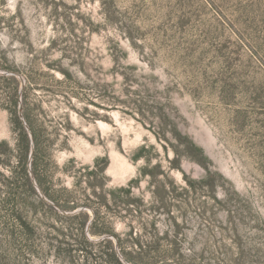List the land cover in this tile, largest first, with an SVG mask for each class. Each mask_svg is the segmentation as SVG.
<instances>
[{"label": "rangeland", "instance_id": "374dc122", "mask_svg": "<svg viewBox=\"0 0 264 264\" xmlns=\"http://www.w3.org/2000/svg\"><path fill=\"white\" fill-rule=\"evenodd\" d=\"M0 71V264H264V0H0Z\"/></svg>", "mask_w": 264, "mask_h": 264}, {"label": "trees", "instance_id": "16d2710c", "mask_svg": "<svg viewBox=\"0 0 264 264\" xmlns=\"http://www.w3.org/2000/svg\"><path fill=\"white\" fill-rule=\"evenodd\" d=\"M14 107L19 110H15L13 113H15V122L16 125L19 127V141L17 145V158L19 159L18 163L20 166V171L15 170L14 171V176L11 178L10 183L13 185L14 189L12 191H17L18 190V184L20 181L26 182L29 187H33V174L32 172L35 170V156H36V151L34 150L32 154V147H33V142L32 138L29 136L28 131L24 125V122L20 116V110H22L18 96L16 95L15 100H14ZM174 135H176L178 144L180 146L184 145L186 146L187 153L189 152V156L187 154L184 155V157H189L193 161L197 162L201 166H203L206 170H209L208 165L206 164L207 158L202 150V148L196 146L193 141L188 137L183 135L179 130H175ZM165 137V136H164ZM166 139V138H165ZM160 140V139H159ZM37 141V138L35 136V141ZM6 145V143H2L1 146ZM178 153V152H177ZM1 155V153H0ZM91 175H94V172L91 173ZM17 185V186H16ZM119 193H123V198H119V200H116L114 198L115 203H117V207L119 208V204L123 205L121 210L128 209L132 204V201L129 199V196L131 195V188H121L115 192L112 193V195ZM15 193V192H14ZM15 196V195H14ZM106 207L111 209L108 204H105ZM69 209H75V207H68ZM127 211V210H126ZM77 217V216H76ZM98 220V213L96 212V217L95 221L97 222ZM92 232L94 234L99 233L96 228H92ZM87 238V237H85ZM88 241V240H87Z\"/></svg>", "mask_w": 264, "mask_h": 264}, {"label": "water", "instance_id": "95a60500", "mask_svg": "<svg viewBox=\"0 0 264 264\" xmlns=\"http://www.w3.org/2000/svg\"><path fill=\"white\" fill-rule=\"evenodd\" d=\"M9 73L8 72H6V71H0V75H8ZM20 115H21V118H22V120H23V122H24V124H25V126H26V128H27V130L29 131V133H30V136H31V138H32V142H33V144H34V140H33V135H32V133H31V130L29 129V127L27 126V123L25 122V120H24V118H23V115H22V110H20ZM34 146V145H33ZM33 152H34V148L32 147V154H33ZM75 213V212H74Z\"/></svg>", "mask_w": 264, "mask_h": 264}]
</instances>
